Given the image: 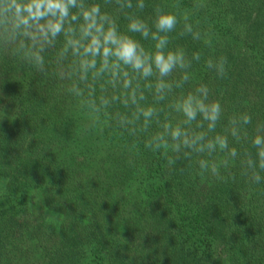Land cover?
<instances>
[{"label": "trees", "instance_id": "16d2710c", "mask_svg": "<svg viewBox=\"0 0 264 264\" xmlns=\"http://www.w3.org/2000/svg\"><path fill=\"white\" fill-rule=\"evenodd\" d=\"M94 2L122 15L117 0ZM146 3V18L157 6L188 15L194 35L173 34L174 44L201 54L192 75L223 105L217 133L239 113L252 117L249 136L264 124V0ZM57 48L41 72L0 47V264H264V184L239 160L220 179L200 176L196 155L169 167L144 134L117 126L119 105L94 124L61 79ZM220 56L223 78L205 67ZM229 142L241 159L250 148Z\"/></svg>", "mask_w": 264, "mask_h": 264}, {"label": "clouds", "instance_id": "9594fccd", "mask_svg": "<svg viewBox=\"0 0 264 264\" xmlns=\"http://www.w3.org/2000/svg\"><path fill=\"white\" fill-rule=\"evenodd\" d=\"M117 4L119 16L94 0H0V47L44 72L46 54L59 45L56 61L66 69L61 79L70 82V94L84 100L94 124L119 105L124 111L115 114L117 126L144 134V147L164 154L169 167L196 155L198 174L220 179L221 169L239 160L251 183L264 184V124L249 136L252 117L239 113L229 121L227 134L217 133L223 105L192 75L201 54L174 44L173 34L194 35L188 15L157 6L146 18V0ZM227 63L220 56L209 58L205 67L223 78ZM165 102L179 119H162ZM229 137L250 144L242 159ZM218 153L224 159L217 160Z\"/></svg>", "mask_w": 264, "mask_h": 264}, {"label": "rangeland", "instance_id": "374dc122", "mask_svg": "<svg viewBox=\"0 0 264 264\" xmlns=\"http://www.w3.org/2000/svg\"><path fill=\"white\" fill-rule=\"evenodd\" d=\"M4 184H5L4 179L0 178V193H1L2 189H3V187H4ZM48 215L50 217L49 220L51 222V225L53 224L52 227L55 228V226H56L55 224L58 221L56 216L53 213H49Z\"/></svg>", "mask_w": 264, "mask_h": 264}]
</instances>
